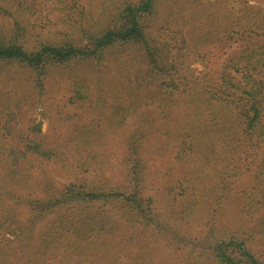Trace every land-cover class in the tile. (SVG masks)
Returning a JSON list of instances; mask_svg holds the SVG:
<instances>
[{"label":"trees","instance_id":"obj_1","mask_svg":"<svg viewBox=\"0 0 264 264\" xmlns=\"http://www.w3.org/2000/svg\"><path fill=\"white\" fill-rule=\"evenodd\" d=\"M77 3L49 36L35 0H0V264H76L83 244L119 234L117 218L174 234L178 249L195 255L183 264H264V7L216 1L188 19L194 27L179 25L173 45L152 37L146 22L157 11L173 18L183 0H119L95 18ZM211 44L234 47L217 77L187 72L190 48ZM54 89L90 110L68 117L74 123L49 140L30 110ZM154 139L173 164L217 165L198 224L203 238H218L208 252H192L200 237L162 224L172 185L191 180L188 168L159 191L165 204L147 193ZM113 154L118 182L105 172ZM48 165L73 179L56 180ZM227 202L240 212L224 214Z\"/></svg>","mask_w":264,"mask_h":264},{"label":"rangeland","instance_id":"obj_2","mask_svg":"<svg viewBox=\"0 0 264 264\" xmlns=\"http://www.w3.org/2000/svg\"><path fill=\"white\" fill-rule=\"evenodd\" d=\"M119 0H77V5L84 4L95 18L102 12V8L106 4H117ZM186 2L181 6L175 5V10L178 14L173 18L169 16L167 12L157 11L152 17H149L146 22L148 32L157 41L164 43L171 42L173 45L180 44L182 39L181 34L178 32L179 25L184 26L186 30L188 27H194L195 24L191 21L187 24L188 19L191 18L197 12H203L205 9L210 10L216 1L220 0H183ZM250 4L259 5L264 7V0H248ZM38 8H42L39 17L42 19V26H48L50 29L41 31L42 34L52 36L55 31L61 29V22H58L55 27L56 21L61 15H63L72 4V0H35ZM230 4L237 5V0H230ZM181 7V8H180ZM200 7L202 10L196 9ZM211 7V8H210ZM210 8V9H209ZM174 10V9H173ZM172 18V19H171ZM38 24L37 27L38 28ZM47 30V31H46ZM32 34L36 36V32L32 29ZM197 32V30L193 31ZM187 37H189L187 35ZM39 39V38H37ZM33 42V41H32ZM234 50L231 48L221 49L217 45H207L205 48L191 49L190 48V63L186 66V71L191 72L194 76H198L200 79L204 75L216 78L218 72L225 61V59ZM177 49L172 48V53H176ZM1 80V78H0ZM0 104L4 105L3 97ZM90 104L81 108H76L67 101V95L63 89L47 92L44 95L41 103H37L30 110V114L34 115L35 122H41V132L45 138L52 140L58 134L65 133L68 125L74 123V121L68 120L74 114H79L82 118H85L89 114ZM121 134L117 133L107 138L106 148L113 149L115 141L120 139ZM114 139V141L112 140ZM170 138L168 137V140ZM155 140L154 150L148 151L147 162V174L151 175L149 183L147 182V193L150 195L155 194V198L159 199L165 204V198L162 194L159 195V191L172 184L173 178L179 176V172L176 169L183 168L182 164H173L166 160L165 151L158 150L163 147L162 142L159 144L157 139ZM151 145H147V148ZM162 146V147H161ZM168 147V146H167ZM166 147V148H167ZM203 160L193 159L188 164V173L191 178L190 182L184 181V185L180 182H175L172 185V195L170 199L166 201L168 205V211L162 214L163 225L165 228H171L170 231L174 232L179 230L183 236L188 238L200 237L201 240L197 243L198 246L191 244L192 252H201L202 250L208 252L206 247L215 245L218 242V238H203L202 232L204 226L198 227L199 221L207 218V203L209 202L206 190L208 182L213 174V166L217 168V165L213 163L211 166L202 164ZM120 160L116 154H113L109 158V163L105 165V172L108 177L118 182L121 180L120 175ZM49 166V165H48ZM173 166L174 171L169 167ZM55 166H49L54 178L60 182H67L73 179V174L69 172H63L60 174L53 169ZM206 168L208 171L204 170ZM177 171V172H176ZM79 177H85L90 180L93 176L80 173ZM209 178V179H208ZM189 180V179H188ZM247 188V187H245ZM233 192L228 194L231 197ZM189 201V208L186 209L189 215L185 218L183 207ZM191 202V205H190ZM228 206H225L223 210L224 214H229L232 211L240 212L232 209L233 202H227ZM218 207V206H217ZM184 216V217H183ZM121 227V230L117 236L103 234L100 238L90 240L86 244H83L84 249L79 256H75L74 260L76 264H183L187 263L188 259L193 258L195 255L191 254L189 249L181 251L175 245L179 238L175 237L171 232L160 234V230L151 231L150 229L143 228L142 225L136 223H130L126 220L116 219ZM11 239H15L14 234H7ZM199 247V248H198ZM202 249V250H201ZM179 253L177 256L176 254ZM198 254V253H197ZM176 256V257H175ZM192 260V259H191ZM26 264V263H25Z\"/></svg>","mask_w":264,"mask_h":264}]
</instances>
